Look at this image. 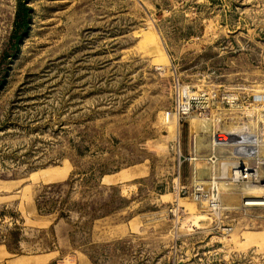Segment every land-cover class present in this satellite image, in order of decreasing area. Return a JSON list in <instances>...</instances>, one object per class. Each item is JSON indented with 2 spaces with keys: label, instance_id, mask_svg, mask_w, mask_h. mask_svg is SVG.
Segmentation results:
<instances>
[{
  "label": "rangeland",
  "instance_id": "rangeland-1",
  "mask_svg": "<svg viewBox=\"0 0 264 264\" xmlns=\"http://www.w3.org/2000/svg\"><path fill=\"white\" fill-rule=\"evenodd\" d=\"M177 81L213 105L178 122ZM261 94L264 0H0V264H264L252 182L228 167L220 223L187 193L236 162L211 134L254 137ZM194 133L213 168L183 160Z\"/></svg>",
  "mask_w": 264,
  "mask_h": 264
},
{
  "label": "built area",
  "instance_id": "built-area-1",
  "mask_svg": "<svg viewBox=\"0 0 264 264\" xmlns=\"http://www.w3.org/2000/svg\"><path fill=\"white\" fill-rule=\"evenodd\" d=\"M175 99H174V112L177 114V121L189 117L192 113H199L201 115V111H205L208 109L210 105H213L215 100L216 94L212 92L206 91H195L192 92L189 86H183L178 81L176 82L175 88ZM253 104H257L258 109L261 108L260 111V128L257 130L256 122L253 124L251 121H246L247 124L254 125V132L255 137L260 139V141L264 140V102H257L253 97ZM253 104L250 105V109L253 108ZM247 124L243 123L241 125L242 129ZM245 129V128H244ZM247 132V129H245ZM244 130V131H245ZM223 131H216L211 134V145L213 148H232V158L236 160V162L232 163L231 165L226 167V172L228 167H230V176L225 177L226 179H230L231 182L235 183H251L253 182L252 174L257 176L264 175V158H259L257 153H247L240 155H236L235 151L237 148V144H230L227 142V139L230 135ZM197 135L194 133L192 135L190 150L188 153V157L183 159L184 161L188 162H195L198 159H202L205 161L207 165H211L212 168L215 164H218V157L213 153L209 154L208 156H199V151L196 146V139ZM224 138V139H223ZM261 143V142H260ZM249 149L248 144H243L242 146H246ZM225 163V162H224ZM223 162L219 163L218 170L221 173L220 177L212 176L210 181L207 185L199 184L196 181H192L189 185L187 193L190 199L194 203H201L205 204V208L209 215L214 219L221 222L222 217V210L223 207L221 205V190L219 189V183L222 177V170H223ZM180 154L178 158V165L180 166ZM233 164H237L233 166ZM218 172V171H217ZM254 177V178H255ZM193 179H194V172H193ZM186 193V192H184Z\"/></svg>",
  "mask_w": 264,
  "mask_h": 264
},
{
  "label": "bare ground",
  "instance_id": "bare-ground-1",
  "mask_svg": "<svg viewBox=\"0 0 264 264\" xmlns=\"http://www.w3.org/2000/svg\"><path fill=\"white\" fill-rule=\"evenodd\" d=\"M256 95H255V97H256V99H258ZM261 95H262L261 98L264 99L263 94H261ZM227 135H230L228 138H226L227 142L230 143V144H237V148L236 149L239 150V153H240L241 149H239L238 147L246 148L247 145L246 146H242L245 143L250 146L249 148L253 151V154H255V151L258 150L257 147L259 146V143L257 142L256 139H254V138H256L255 136L251 137L249 135L251 138L248 137L247 139H243L242 140V139H239V138L235 137L233 131H229ZM251 135H253V134H251ZM235 165H237V164H233V166H235ZM226 167H227V165L224 163L223 164V170H222V176L225 173ZM254 177H255V174H252V178L254 180L252 182L253 183L252 185H246V186H244L241 189V191H243L245 194H251L252 197H253L252 199H249V200L245 201V205H264V175H262L261 177L256 175V177L255 178ZM225 188H226L225 184L221 183L219 185V189L220 190H223Z\"/></svg>",
  "mask_w": 264,
  "mask_h": 264
},
{
  "label": "trees",
  "instance_id": "trees-1",
  "mask_svg": "<svg viewBox=\"0 0 264 264\" xmlns=\"http://www.w3.org/2000/svg\"><path fill=\"white\" fill-rule=\"evenodd\" d=\"M29 9L19 1L18 10L14 20V31L13 36L15 39V44L17 45L21 38L25 36L28 29V18Z\"/></svg>",
  "mask_w": 264,
  "mask_h": 264
},
{
  "label": "crops",
  "instance_id": "crops-1",
  "mask_svg": "<svg viewBox=\"0 0 264 264\" xmlns=\"http://www.w3.org/2000/svg\"><path fill=\"white\" fill-rule=\"evenodd\" d=\"M38 214V213H37ZM39 216L42 214H38ZM6 253H8L6 251ZM10 254V253H8ZM15 255L17 256L16 259L10 260L9 262H7V264H43L42 262V256L36 255V256H29V255ZM35 258V259H34Z\"/></svg>",
  "mask_w": 264,
  "mask_h": 264
}]
</instances>
